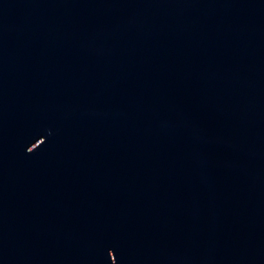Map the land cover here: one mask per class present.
<instances>
[{
    "label": "water",
    "instance_id": "water-1",
    "mask_svg": "<svg viewBox=\"0 0 264 264\" xmlns=\"http://www.w3.org/2000/svg\"><path fill=\"white\" fill-rule=\"evenodd\" d=\"M0 264H264V0H0Z\"/></svg>",
    "mask_w": 264,
    "mask_h": 264
}]
</instances>
